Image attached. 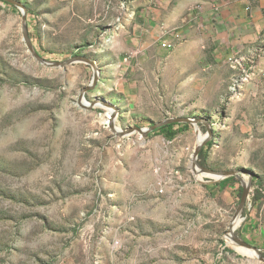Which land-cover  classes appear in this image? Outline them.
Masks as SVG:
<instances>
[{"label": "rangeland", "instance_id": "obj_1", "mask_svg": "<svg viewBox=\"0 0 264 264\" xmlns=\"http://www.w3.org/2000/svg\"><path fill=\"white\" fill-rule=\"evenodd\" d=\"M15 1L42 58L97 63L86 100L118 129L211 128L205 166L254 177L236 232L264 252V0ZM22 21L0 0V264H264L228 239L244 182L200 178L196 127L116 135L78 107L93 68L41 64Z\"/></svg>", "mask_w": 264, "mask_h": 264}, {"label": "water", "instance_id": "obj_2", "mask_svg": "<svg viewBox=\"0 0 264 264\" xmlns=\"http://www.w3.org/2000/svg\"><path fill=\"white\" fill-rule=\"evenodd\" d=\"M3 2H6L8 4H11L17 8H19L22 12L23 15V21H22V29H23V41H25L28 51L31 53V55L37 60L39 61L41 64L45 65L46 67L49 68H58V69H66L67 67L74 65V64H78V63H84L88 66H91L94 70V78L93 81L91 83V85L83 90L80 94L79 100H78V107L82 110H86V111H90L93 110L94 108H97L99 105L104 106L105 108L112 110L113 113L111 115L110 118V129L118 136L124 137L127 135H131L133 133H140L142 136L147 137L149 136V134L151 132H155L159 129H162L163 127L166 126H170V125H175V124H192L196 127H199V124H204L207 129H208V133L206 134L205 139L203 140V142L196 147L193 157H192V162H193V167L197 172H201L204 173L206 175H216L218 180H224L230 177H234V176H238L242 179V181L244 182V193H243V198L240 204V207L231 223L230 226V230L228 232V235H232V238L234 240V244L239 245L240 247L246 248L248 250H253V251H257L259 254V257L262 261H264V252L261 248L256 247L255 245L245 241L244 239H242L236 232L237 229H235V223L238 219H242L243 213L248 205V202L250 200L252 191H253V176L251 177L250 182H246L244 180V178L242 177L240 172L237 171H217L214 170L212 168L206 167V166H202L199 163V156L200 153L202 151V149L204 148V146L208 143V141L212 138V131L211 128L202 120H195V119H190V118H173V119H167L161 123L155 124L154 126L150 127V128H139V127H135L132 129H129L127 131H122V130H118V128L115 126L116 123V119L119 115V110L118 108L107 102V101H95L93 103H89L88 105H86V94L90 91H95L99 82V77H100V71L99 68L97 66V63L93 60H90L88 58L85 57H74L71 58L67 61H65L64 63H51L50 61L45 60L44 58H42L37 51L35 50L33 43L30 39V34L27 31V9L26 7L15 1V0H1ZM243 220V219H242Z\"/></svg>", "mask_w": 264, "mask_h": 264}, {"label": "bare ground", "instance_id": "obj_3", "mask_svg": "<svg viewBox=\"0 0 264 264\" xmlns=\"http://www.w3.org/2000/svg\"><path fill=\"white\" fill-rule=\"evenodd\" d=\"M88 104H89V102H86V105H88ZM97 108H102V109H104V110L107 111V120H106V124L109 125V123H110V118H111V115H112L113 111H112V110H109V109H107V108H105V107L102 106V105H99ZM118 130H120V129H118ZM196 130H197V132H198V145H197V147H198V146L203 142V140L205 139L206 134H204L203 132H201V130H200L199 127H197ZM205 175H206V174H204V173H200V178H201L202 176H205ZM211 176H212V177H217L216 175H211ZM242 222H243L242 219H238V220L236 221V223H235V229H237V228L241 225ZM228 239H229V241L234 242V240H233V238H232V235H228ZM239 248H240V250L243 251L244 253H247V254L252 255V256H254V257H259V254H258L257 251L248 250V249L243 248V247H240V246H239Z\"/></svg>", "mask_w": 264, "mask_h": 264}, {"label": "trees", "instance_id": "obj_4", "mask_svg": "<svg viewBox=\"0 0 264 264\" xmlns=\"http://www.w3.org/2000/svg\"><path fill=\"white\" fill-rule=\"evenodd\" d=\"M183 125L182 124H175V125H170V126H166L163 127L162 129L157 130L156 132H160L162 133L167 139L172 140L174 139L180 132H182V130L180 129ZM203 151L201 152L200 156H199V163L202 166H205L206 164L204 163V148L202 149ZM235 177H230L227 179H224L220 184H224L226 185L229 181H231L232 179H234ZM244 192V189H243ZM257 197L254 199V201H257Z\"/></svg>", "mask_w": 264, "mask_h": 264}, {"label": "built area", "instance_id": "obj_5", "mask_svg": "<svg viewBox=\"0 0 264 264\" xmlns=\"http://www.w3.org/2000/svg\"><path fill=\"white\" fill-rule=\"evenodd\" d=\"M175 43H177V41H175V42H173V43H169V42H163V44H162V47L164 48V49H167V50H169V49H172L174 46H175Z\"/></svg>", "mask_w": 264, "mask_h": 264}, {"label": "crops", "instance_id": "obj_6", "mask_svg": "<svg viewBox=\"0 0 264 264\" xmlns=\"http://www.w3.org/2000/svg\"><path fill=\"white\" fill-rule=\"evenodd\" d=\"M171 39V38H170Z\"/></svg>", "mask_w": 264, "mask_h": 264}]
</instances>
